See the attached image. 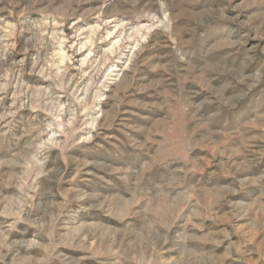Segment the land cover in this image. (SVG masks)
I'll use <instances>...</instances> for the list:
<instances>
[{"label": "rangeland", "instance_id": "rangeland-1", "mask_svg": "<svg viewBox=\"0 0 264 264\" xmlns=\"http://www.w3.org/2000/svg\"><path fill=\"white\" fill-rule=\"evenodd\" d=\"M0 264H264V0H0Z\"/></svg>", "mask_w": 264, "mask_h": 264}]
</instances>
